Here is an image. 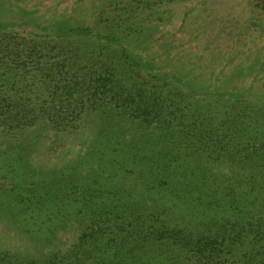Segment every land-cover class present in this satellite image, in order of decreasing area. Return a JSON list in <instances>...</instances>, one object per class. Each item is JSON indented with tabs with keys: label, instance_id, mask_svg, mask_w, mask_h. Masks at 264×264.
<instances>
[{
	"label": "rangeland",
	"instance_id": "rangeland-1",
	"mask_svg": "<svg viewBox=\"0 0 264 264\" xmlns=\"http://www.w3.org/2000/svg\"><path fill=\"white\" fill-rule=\"evenodd\" d=\"M164 153L264 181V0H0L1 254L68 253Z\"/></svg>",
	"mask_w": 264,
	"mask_h": 264
},
{
	"label": "trees",
	"instance_id": "trees-1",
	"mask_svg": "<svg viewBox=\"0 0 264 264\" xmlns=\"http://www.w3.org/2000/svg\"><path fill=\"white\" fill-rule=\"evenodd\" d=\"M168 153L155 157L157 168L146 167L128 195L92 203L95 210L86 217L95 228L68 253H54L40 263L0 253V264H264L263 179L235 178V197L229 198L223 188L230 181L203 178L183 156L168 163ZM155 209L193 229H170L159 214H151ZM112 210L119 214L113 220L107 217ZM37 219L33 226L51 234V219Z\"/></svg>",
	"mask_w": 264,
	"mask_h": 264
}]
</instances>
